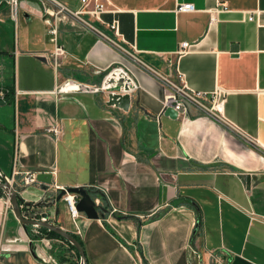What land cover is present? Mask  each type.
<instances>
[{
    "label": "crops",
    "instance_id": "obj_1",
    "mask_svg": "<svg viewBox=\"0 0 264 264\" xmlns=\"http://www.w3.org/2000/svg\"><path fill=\"white\" fill-rule=\"evenodd\" d=\"M9 1L0 0V88L9 91L0 173L49 172L54 185L91 192L106 208L99 218L73 220L62 200L50 210L80 237L87 263L264 264V0H101L99 17L81 14L97 30L55 14L56 2L78 10L80 0H20L15 23ZM184 3L194 10L177 11ZM114 67L137 86L128 111L107 106L104 92H53L69 77L100 83ZM176 73L208 106L218 99L219 119L194 104L185 117L164 114L161 76ZM56 122L60 135L44 131ZM19 193L30 203L45 194L40 182ZM6 198L0 264L78 263L66 242L23 227Z\"/></svg>",
    "mask_w": 264,
    "mask_h": 264
},
{
    "label": "built area",
    "instance_id": "obj_2",
    "mask_svg": "<svg viewBox=\"0 0 264 264\" xmlns=\"http://www.w3.org/2000/svg\"><path fill=\"white\" fill-rule=\"evenodd\" d=\"M80 2L82 9H84L85 11H83L81 8L78 10H72L66 5L56 2L55 5L57 6V9L55 11V14L72 15L83 21L85 25H87L89 28L97 30L95 27L91 25L90 22L84 20L81 17V14L85 12L95 17H99L100 14L105 11V5L102 3L101 0H80ZM19 10H20V0H10L9 15L14 23L18 19ZM193 10H194V5L192 3H184L177 7V11L179 12H188ZM109 28L113 31L115 36L119 34V27L116 20L112 21L109 24ZM49 31L53 34V40L55 42V48L49 56L53 65L55 66V68H57L58 66L57 59L60 55L63 54V49L60 45L57 44L56 41L57 27L55 25H51ZM107 38L112 43L118 45V43L114 41L112 38L110 37ZM188 46L189 44L187 42L182 43L183 50L186 49ZM112 70L113 71L118 70L119 72L123 73V75L126 76L127 78H131L132 87L129 89L130 92H133L136 89L137 86L133 77L129 73H127L122 67H114L112 68ZM175 77L176 80H172L165 76H161V78L165 81L166 85L168 86V91H169L166 97V103H165L166 107L168 105H171L173 109L177 111L178 116L185 117L188 112V105L194 104L197 105V107H199L200 109L210 112L216 118L218 119L220 118V116L218 115V113L220 112V102L218 101V99H215V97L212 98L211 104L208 106L206 103L203 102L206 99L205 93L199 91H188L183 83L182 74L176 73ZM8 92H9L8 90H5L4 88H0V99H4L8 94ZM53 92L55 94H67V93H76V92L97 93V92H105V88L101 82L91 83L86 81H79L69 77L66 78L64 81H62L60 84H58ZM120 92H124V90L121 89ZM214 95L216 96L217 94L214 93ZM44 131L58 136L62 133V127L60 123L56 122L52 125L46 126ZM37 174L38 172L32 170L20 171L14 169L10 177L0 173V182L6 180L11 186L13 184H16L15 188L19 190V188L21 187H26L29 185L39 183V181L37 180ZM17 176H19L18 180L16 179ZM49 189H52L55 192V194L58 193L60 190H65V193L62 195L61 200L65 203L71 218L75 220L77 217L80 216V212H78L76 209L78 195L67 192L66 190L67 187L65 186L54 185L53 183L49 185ZM6 205L8 207H11V203L8 197L6 198ZM140 262L141 264H147L141 259Z\"/></svg>",
    "mask_w": 264,
    "mask_h": 264
},
{
    "label": "water",
    "instance_id": "obj_3",
    "mask_svg": "<svg viewBox=\"0 0 264 264\" xmlns=\"http://www.w3.org/2000/svg\"><path fill=\"white\" fill-rule=\"evenodd\" d=\"M40 59L44 60L43 58ZM101 83L105 88L106 105L128 111L132 99V95L129 91L132 87L131 78H127L118 70L113 71L111 69L104 75ZM121 89L124 90V92H120ZM8 100V98L0 100V104ZM164 114L171 118L177 117V111L174 110L171 105L165 108ZM37 180L42 183L45 194L43 198L36 203L24 201L20 197L19 190L15 188L16 184L11 186L6 180L0 182V189L8 197L12 211L23 227L33 226L36 228H45L58 234L61 240L66 242L69 246L74 247L78 252V264H88L83 246L79 240L73 233L63 229L51 219L50 210L54 208V214H58L60 209L59 203L61 202V197L65 193V190H60L55 194L52 189H49V185L52 184L53 181V175L49 172H39L37 174ZM66 190L67 192L78 195L76 209L78 212H83L87 218L96 219L103 216V213L106 212V208L96 204L91 192L87 188L76 186L67 187Z\"/></svg>",
    "mask_w": 264,
    "mask_h": 264
},
{
    "label": "trees",
    "instance_id": "obj_4",
    "mask_svg": "<svg viewBox=\"0 0 264 264\" xmlns=\"http://www.w3.org/2000/svg\"><path fill=\"white\" fill-rule=\"evenodd\" d=\"M0 194H3V191L1 189H0ZM39 231H40L41 234H44L47 237H55V238L61 239V237L58 234H56V233H54L52 231H49V230H47L45 228H39ZM73 235L79 240V242L82 245V242L80 240V237L77 234H74V233H73ZM69 248L75 250V248L72 247V246H69ZM75 252H76V256H77V258L79 260V254H78V252L76 250H75ZM143 261L146 263L145 259Z\"/></svg>",
    "mask_w": 264,
    "mask_h": 264
},
{
    "label": "rangeland",
    "instance_id": "obj_5",
    "mask_svg": "<svg viewBox=\"0 0 264 264\" xmlns=\"http://www.w3.org/2000/svg\"><path fill=\"white\" fill-rule=\"evenodd\" d=\"M199 109V108H198ZM68 245V244H67ZM69 246V245H68Z\"/></svg>",
    "mask_w": 264,
    "mask_h": 264
}]
</instances>
